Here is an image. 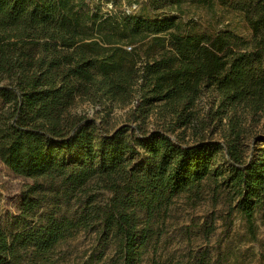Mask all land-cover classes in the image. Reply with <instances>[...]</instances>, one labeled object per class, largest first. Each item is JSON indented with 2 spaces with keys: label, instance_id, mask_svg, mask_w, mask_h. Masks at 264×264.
<instances>
[{
  "label": "trees",
  "instance_id": "trees-1",
  "mask_svg": "<svg viewBox=\"0 0 264 264\" xmlns=\"http://www.w3.org/2000/svg\"><path fill=\"white\" fill-rule=\"evenodd\" d=\"M86 1L0 0V98L9 105L0 110V161L26 179H60L67 193L99 180L112 197L77 221L48 217L12 241L0 225V264L30 246L48 261L67 233L95 222L120 237L123 264H134L149 232L137 210L151 214L179 193L200 198L205 181L228 190L253 233L257 209L264 215V146L245 140L248 116L264 111V0H143L140 14L107 18ZM187 3L240 13L251 38L196 31L182 20ZM78 102L103 112L134 104L133 122L156 115L163 126L107 132L73 112ZM214 123L223 141L171 136ZM23 201L25 212L39 206L28 194Z\"/></svg>",
  "mask_w": 264,
  "mask_h": 264
},
{
  "label": "rangeland",
  "instance_id": "rangeland-1",
  "mask_svg": "<svg viewBox=\"0 0 264 264\" xmlns=\"http://www.w3.org/2000/svg\"><path fill=\"white\" fill-rule=\"evenodd\" d=\"M142 1L134 0H87L85 10L107 18L110 15L140 14ZM174 14H177L175 12ZM182 20L193 22L198 32L205 30L233 31L237 36L250 39L251 30L240 13L217 6L215 11L194 5L183 4ZM129 49V48H128ZM212 96H203L199 108L203 113L210 107ZM9 105L0 98V110ZM134 104L114 105L103 112L86 102H78L73 112L87 116L102 130L114 132L123 125L131 128L142 126L151 131L163 126L156 115L143 122H133L131 112ZM224 123L226 120L223 121ZM197 132L196 125L178 129L171 136L181 143H193L202 138L223 141L221 126ZM250 134L245 140L249 149L264 146V111L246 122ZM214 130V133H212ZM28 194L39 206L24 211L23 196ZM112 193L99 180L91 181L82 192L67 193L60 179H26L14 174L0 161V225L12 241L17 233L26 232L41 224L48 217L68 218L77 221L90 205L104 207L110 202ZM139 229L149 226L148 240L140 259L134 264H264V215L257 209L254 216V232L248 227L244 216L235 208V201L225 187L205 181L200 198L187 193L175 194L151 214L137 210ZM77 228L47 255L43 261L35 255L33 247L20 251V259L12 264H123L120 237L114 233H103L97 225Z\"/></svg>",
  "mask_w": 264,
  "mask_h": 264
},
{
  "label": "water",
  "instance_id": "water-1",
  "mask_svg": "<svg viewBox=\"0 0 264 264\" xmlns=\"http://www.w3.org/2000/svg\"><path fill=\"white\" fill-rule=\"evenodd\" d=\"M1 87V86H0Z\"/></svg>",
  "mask_w": 264,
  "mask_h": 264
}]
</instances>
